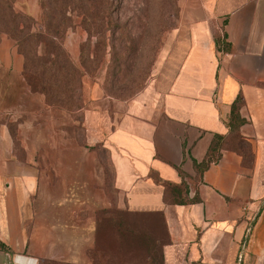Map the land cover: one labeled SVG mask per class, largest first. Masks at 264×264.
Segmentation results:
<instances>
[{"label": "crops", "instance_id": "1", "mask_svg": "<svg viewBox=\"0 0 264 264\" xmlns=\"http://www.w3.org/2000/svg\"><path fill=\"white\" fill-rule=\"evenodd\" d=\"M179 6L142 94L111 111L102 86H88V148L13 113L12 96L32 92L16 43L0 38V264L86 263L97 238L120 243L124 225L145 253L158 245L160 264H264V0ZM239 95L242 148L227 125ZM218 136L220 158L199 174ZM97 146L110 155L112 202ZM111 206L114 230L98 218Z\"/></svg>", "mask_w": 264, "mask_h": 264}, {"label": "rangeland", "instance_id": "2", "mask_svg": "<svg viewBox=\"0 0 264 264\" xmlns=\"http://www.w3.org/2000/svg\"><path fill=\"white\" fill-rule=\"evenodd\" d=\"M0 2V7L3 9L6 8L7 4H11L14 15L21 14L33 18L32 31L41 35V43H38L36 53L33 50L32 54L25 56L21 54L16 40L6 32L1 31V29L0 38L6 36L16 43L18 52L24 57V66L30 64L36 67L35 65L42 64L49 68L55 67L58 69L56 72L58 71L59 78L62 77L61 79H64L65 83L60 85L61 89L56 88L58 91H64L63 95H59L61 96L60 102L54 101L51 103V100H56V91H50L52 98L49 99V95L47 96L40 91H33L27 79V76H30L33 84H39L40 81H46L43 80L45 77L40 78L33 72L27 74V71H24L23 77L32 93H28L27 98H22V100H17L15 99L16 96H12L10 103L12 104V110H14L13 113L25 111L22 114V119H44L45 124L43 123V127L46 128L44 131L52 133L55 136V142L58 141L57 134L64 133L73 139L77 148L89 147L86 143L84 128V110L87 107L85 96L88 86H102L104 94L110 102L109 108L111 111H114L118 104L133 101L147 88L165 41L179 25L180 19L179 0H114L116 4L114 19L116 21L118 19L119 25L126 28L110 30L107 36L110 39L113 33L117 31L114 33L115 37L120 36V39L114 41V44L123 53L126 49L125 35L123 34L130 32L134 39V45L139 48L133 59L125 60L124 55H121V58H124L122 59V67L115 71L112 69L114 57L110 53L113 42L109 43L108 37V45H104L103 42L97 44V40L93 38L88 47V58L86 61H82V49L88 40V34L81 26V18L77 16L76 12L69 14V16H72L73 22L61 39L62 48L68 56L67 61L48 54V52L46 53V35L43 33L45 30L42 25L43 14L39 0H0ZM3 13H5V17L10 16L8 11L0 10V15ZM5 22L0 20V28L6 25ZM20 25V28L24 27L22 23ZM71 65L76 66L83 73L81 87L77 90L74 81L70 79L69 66ZM87 68L89 72L85 71ZM2 76L0 72V84H2ZM17 83L19 82L12 81L11 87L14 88ZM72 89L76 90L73 94L70 92ZM16 101H20V104ZM65 118H69V124L62 123L63 120H66ZM16 127L17 125L13 124L12 129L15 135L17 134ZM39 128L41 127L39 126ZM43 142L44 147L47 149H50V144L53 143L49 144V141L46 140H43ZM231 145L242 148L237 136L232 138ZM91 149L95 150L97 155L94 163L95 167L98 170L102 169V189L105 192L103 193L109 201H115L117 192L113 186V167L109 152L101 146L92 147ZM104 211L98 214V218L102 220L103 226H111L114 230L115 223L111 221L115 215L114 208L111 206L110 209ZM124 229V237L120 243L118 240L116 243V238H108L107 243H102L101 239L97 238L95 245L86 254L89 260L86 263L80 262L77 264H160L158 245H156L155 253H145L143 249L146 240L142 237L132 236L130 234L131 229L125 227V225ZM39 264L73 263L44 259Z\"/></svg>", "mask_w": 264, "mask_h": 264}, {"label": "trees", "instance_id": "3", "mask_svg": "<svg viewBox=\"0 0 264 264\" xmlns=\"http://www.w3.org/2000/svg\"><path fill=\"white\" fill-rule=\"evenodd\" d=\"M39 4L43 14L42 25L45 30L43 33L46 35V53L48 52V54L55 55V57H60L63 60L68 61V56L62 48L61 39L65 35L68 28L72 25L73 19L72 16H69L71 12H76L77 16L81 18L80 24L88 34V40L83 45L82 49V61H86L88 58V47L93 38L97 40V44L103 42L104 45H108L107 33L110 30L114 31L115 29L119 30L121 28H126L125 26L119 25L118 19L117 21L114 19V14L116 13V4L114 3V0H39ZM6 8L3 9L0 7L1 11H8L10 14L9 17H5V13L0 15V20L3 22L6 21V25L0 28L1 31L6 32L14 40H16L21 54L28 56L33 53V50L36 53L38 43H41V35L32 31L33 18H28L21 14L14 15L11 4H7ZM21 23L24 27L20 28ZM116 32L117 31L114 33ZM114 33L110 39L109 37L108 39L110 41L109 43L113 42L110 51L111 55L114 57L112 69L118 71L121 69L123 64L122 59H124L121 58V55H124L125 60L133 59L134 55H137L139 48L134 45V39L131 36V33L123 32V35H125L126 49L125 52L122 53L114 44V41L120 39V36L116 38ZM48 48H50V50H48ZM35 66L36 67H34V65L26 64L24 71H27V74L33 72L36 76H40V78L45 77L43 80L46 81H40L38 82L39 84H33L31 81L32 78L27 76L33 91H40L47 96L49 95V99L52 98L50 93L56 91V100H51L50 102H60L59 100L61 99V96L59 95H63L64 91H58L56 88L61 89L60 85L65 83L64 79H61L62 77L59 78L60 76H58V71L56 72L58 69L55 67L49 68L42 64ZM69 68L71 74L70 79L74 81L76 90L80 89L83 73L74 65L69 66ZM85 71L89 72L88 68L85 69ZM76 90L72 89L70 92L73 94ZM243 104V97L239 95L237 100L232 104L229 121L227 123L230 135L232 138L237 136L239 144L242 147L245 145V142L240 138L239 130L245 123V119L241 116L240 112ZM226 140L227 137L223 136H218L214 139L204 161L197 164L199 174L207 169L212 162H216L220 158V150L224 147Z\"/></svg>", "mask_w": 264, "mask_h": 264}]
</instances>
